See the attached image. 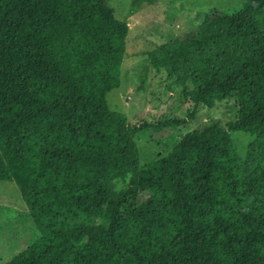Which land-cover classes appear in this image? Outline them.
<instances>
[{"label":"trees","instance_id":"1","mask_svg":"<svg viewBox=\"0 0 264 264\" xmlns=\"http://www.w3.org/2000/svg\"><path fill=\"white\" fill-rule=\"evenodd\" d=\"M129 33L107 0H0V181L40 232L0 264H264V0L206 13L149 54L189 119L227 99L238 113L147 165L137 136L187 120L111 109Z\"/></svg>","mask_w":264,"mask_h":264},{"label":"rangeland","instance_id":"2","mask_svg":"<svg viewBox=\"0 0 264 264\" xmlns=\"http://www.w3.org/2000/svg\"><path fill=\"white\" fill-rule=\"evenodd\" d=\"M107 2L116 17L130 28L121 85L107 96L111 109L125 114L131 124L187 120L186 126L138 135L136 143L142 165L165 157L188 132L214 125L226 127L237 118L236 100L227 99L213 108H201L195 119H189L192 105L184 98L182 88L165 71L152 68L149 54L161 45L186 39L196 32L206 13L233 12L246 0H155L153 3L143 0L139 7H134L132 0ZM246 138L244 132L234 137L238 152L243 153L248 144ZM39 235L19 187L14 182L0 181V259L7 261Z\"/></svg>","mask_w":264,"mask_h":264}]
</instances>
